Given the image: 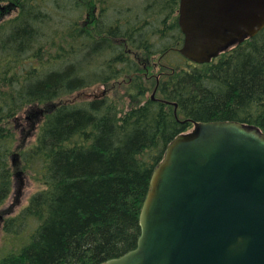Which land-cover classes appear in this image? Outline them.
Returning <instances> with one entry per match:
<instances>
[{
  "label": "trees",
  "instance_id": "1",
  "mask_svg": "<svg viewBox=\"0 0 264 264\" xmlns=\"http://www.w3.org/2000/svg\"><path fill=\"white\" fill-rule=\"evenodd\" d=\"M3 3L1 12L19 9V14L0 26V208L16 180V147L23 173L44 187L6 221L8 232L23 234L28 242L1 254L0 264H104L121 257L137 247L154 169L168 144L193 121H237L264 132V30L211 63L176 67L160 81L155 100L135 83L122 105L109 97L76 102L68 97L125 73L116 67L123 61L121 38L149 52L159 28L146 30V19L119 24L117 15L110 24L102 19L81 25L86 10L81 0ZM100 3L104 12L126 17L121 0ZM174 27L179 46L178 22ZM96 56L107 58L103 70L86 73L85 67L95 68ZM29 108L28 134H38L24 148L17 144L18 122ZM41 109L44 115L34 118Z\"/></svg>",
  "mask_w": 264,
  "mask_h": 264
},
{
  "label": "water",
  "instance_id": "2",
  "mask_svg": "<svg viewBox=\"0 0 264 264\" xmlns=\"http://www.w3.org/2000/svg\"><path fill=\"white\" fill-rule=\"evenodd\" d=\"M179 26L180 53L210 63L264 30V0H180ZM193 123L152 173L137 247L104 264H264V132L237 121Z\"/></svg>",
  "mask_w": 264,
  "mask_h": 264
},
{
  "label": "rangeland",
  "instance_id": "3",
  "mask_svg": "<svg viewBox=\"0 0 264 264\" xmlns=\"http://www.w3.org/2000/svg\"><path fill=\"white\" fill-rule=\"evenodd\" d=\"M81 1H83V3L86 5V10H85V13L83 15V19L80 22L81 25L92 24L93 26H95L94 23L96 21L102 22V19H104L107 23L110 24L112 22L111 21L112 17H114V19H116L115 17L119 16L120 18L116 19L117 21L118 20L121 21V22H119V24H128L127 22H130V21H131V23H135V20H137V22H139V21H143L146 19L149 21V22L146 21V25L148 27L146 30H148L149 32L152 30V28H159V30H160L159 33L157 32L154 34V39L151 42L152 43L151 44L152 50L149 52H147V50H145V49H141L140 47L135 46L132 42H131V44H130V42L128 43L129 44L128 49L132 50L133 53L128 54V56L126 58L127 59L126 62H122V64H116V67L118 69L124 70L127 73V74L123 73L118 78L119 82H124V83L121 87L113 89L112 91H110V95L108 96L109 97L108 99H115L118 102L120 101V105H122V102L125 101L126 98H124L122 101H121V98L124 95H126V90L132 89L130 82H132L133 80L136 81L137 78L139 79V81L135 82L137 85L139 84L141 87L144 86V87L148 88V92L146 93V97L147 98L148 97H152V98L156 97V94H154V87H156V85H158V83H159L158 82L159 80L157 79L160 75L159 73H161L162 71L165 72L164 70H166L165 69L166 67H168V69L166 71L169 73L172 72L171 68L175 69L176 67H188V65H189L188 61H186V59H184L177 52H175V51L174 52L173 51L167 52V50L160 52V49L161 48L163 49L164 46H165V48H168V49L175 47V46H176L175 48L180 47V46L176 45V41H178L179 39L177 40V37H178L177 31H176L175 27L173 28V26L175 25V22H176V18L178 17V10H179L178 2H179V0H155V1L154 0H121V2L123 4L125 16H126V17L122 16L123 18L121 17L119 12H117L119 14H116L115 10H112V9L107 11L109 13L104 12L103 8L105 7V4L99 3L100 0H81ZM133 4H135V5H133ZM5 5H6V3H3L0 5V26H4V25L6 26L10 21L16 19L18 14H19V9L13 11L12 13L11 12L10 13L1 12V10H4L1 7L5 6ZM129 8L132 9V12H130V13H128V11H127ZM70 17L71 16L67 15L66 20H68ZM162 24H165V25L161 26ZM129 26H133V25H129ZM128 27H124V29H126ZM162 27H163V29H162ZM92 29H94V27H92ZM172 29H173L172 33L168 32L169 30H172ZM161 30H164V33H167V34L163 35ZM149 35H150V33H149ZM166 45H167V47H166ZM153 53H155V54H153ZM136 54H138V55H136ZM139 60L141 62H139ZM106 62H107L106 57L100 58L99 56H96L95 61H94L95 68L87 66L84 68V70L86 73H91L93 70H94V74L98 73V72L102 71V69H103L102 66ZM131 64L133 66L136 65L137 68L130 70L129 67ZM124 66H125V68H124ZM136 71H139V73L138 72L135 73ZM125 75L127 76V78H129L128 82L123 80ZM163 78H161L160 80H162ZM99 82L93 83L91 86L82 90L80 93H78V94L76 93V94H74L68 98H70V100H72V101L76 100V102H82V101H86V100L87 101L94 100L97 97L96 96L97 93H101V92L109 89V87L102 85V84H99ZM109 86H111V85H109ZM76 97H78V99H76ZM97 100H100V99H97ZM127 103H129V100H127L126 104ZM30 110H31V108L24 110L22 112L21 119L18 122L19 124H21V126L17 131V133H18L17 137L19 139L17 144L22 145L24 148L33 145L36 142V136L38 134V130H36L37 132L34 131L30 135L28 134L30 131V121H27L26 117H27L28 111H30ZM14 126L15 127L17 126V122L14 124ZM26 133L29 135L28 139L24 138L23 134H26ZM18 148L19 147L14 148L12 158H13L14 154H18L17 158L19 160L20 159V157H19L20 149H18ZM19 169H20V171L24 172L22 164H18L17 166H13V174H14L16 180H15V183H14L10 197L5 202V204L0 208V214L2 211V213H4V215H6V217H5L6 221L13 218V217H16L17 215H19L21 213V211L28 206L31 196L34 195L35 193H37L38 191L42 190L44 187L40 182L36 181L32 177L31 174L23 173L22 174L23 187H22L20 194H17L19 179L17 178L16 174L19 172ZM6 211H8V212H6ZM6 221L0 223V255L1 254L2 255L9 254V252H12L14 250L13 249L14 247L18 248L21 243H24V242L27 243L28 242V238H26L25 235H23V234L22 235L21 234L15 235L14 233L8 232L5 228L6 227Z\"/></svg>",
  "mask_w": 264,
  "mask_h": 264
},
{
  "label": "flooded vegetation",
  "instance_id": "4",
  "mask_svg": "<svg viewBox=\"0 0 264 264\" xmlns=\"http://www.w3.org/2000/svg\"><path fill=\"white\" fill-rule=\"evenodd\" d=\"M178 20H179V12H178V17H177V20H176V22H178ZM180 32H181V30H180ZM156 33V32H155ZM181 41L179 42V48H175V47H172V48H170V49H168L167 50V52L169 51V52H177L178 54H180L179 53V50H180V48H181V46H182V44H183V41H184V36H183V34L181 33ZM128 41V42H127ZM130 41H129V39L128 38H126V37H123V38H121L120 39V41H119V43L123 46V56H122V59H123V61L122 62H126L127 61V56H128V54L129 53H133V51L132 50H130V49H128V43H129ZM130 44H131V42H130ZM173 49V50H172ZM136 55H138V54H136ZM138 61V60H137ZM186 61H188V60H186ZM139 62H141L140 60H139ZM188 63L189 64H192L191 62H189L188 61ZM165 67V66H164ZM166 70L168 69V67H166L165 68ZM148 70V69H147ZM171 70H172V72L171 73H169V72H161V73H159L160 75H159V77L157 78L159 81V83H158V85H156V87H154V93L156 94V92H157V90H158V86H159V84H160V79L162 78V77H165V76H169V75H171L173 72H174V70L175 69H172L171 68ZM165 71V70H164ZM139 73V71H136L135 73ZM134 73V74H135ZM125 74H127L126 72H125ZM165 75V76H164ZM162 76V77H161ZM118 78H119V76H116L114 79H113V77H110L109 78V80H110V82L109 83H107V84H105V83H103V82H99V84H102V85H105V86H107V87H109V89L108 90H106V91H103V92H101V93H97L96 94V98L94 99V100H97V99H105L106 97H108L109 95H110V91H112L113 89H116V88H119V87H121L122 85H123V83L124 82H119V80H118ZM149 78V77H148ZM123 80H125V81H129V78H127V76L125 75V77L123 78ZM117 81V82H116ZM137 81H139V79L137 78L136 79V81L135 80H133L132 82H133V84H132V82H130V84H131V86L133 85V86H135V82H137ZM96 83H98V82H96ZM96 85V84H95ZM109 85H111V86H109ZM151 99L152 100H155L156 98H152L151 97Z\"/></svg>",
  "mask_w": 264,
  "mask_h": 264
},
{
  "label": "bare ground",
  "instance_id": "5",
  "mask_svg": "<svg viewBox=\"0 0 264 264\" xmlns=\"http://www.w3.org/2000/svg\"><path fill=\"white\" fill-rule=\"evenodd\" d=\"M12 1V0H11ZM70 1V0H69ZM155 1V0H154ZM132 2V1H131ZM130 2V3H131ZM147 2V1H146ZM13 3V2H12ZM17 3V2H16ZM100 3V2H99ZM133 5H135V4H133ZM17 6V5H16ZM156 6V5H155ZM134 8V7H133ZM140 8V7H139ZM172 8V7H171ZM153 9V8H152ZM8 10V9H7ZM66 10V9H65ZM100 10V9H99ZM102 10V9H101ZM169 10V9H168ZM59 11V10H58ZM137 11V10H136ZM145 11V10H144ZM141 13V12H140ZM79 14V13H78ZM73 15H74V13H73ZM123 15V14H122ZM166 15V14H165ZM80 16V15H79ZM148 16V15H147ZM54 17H57V16H54ZM59 17V16H58ZM151 17V16H150ZM60 18V17H59ZM116 18V17H115ZM123 18V17H122ZM149 18V17H148ZM165 18V17H164ZM133 19V18H132ZM162 19V18H161ZM175 19V18H174ZM176 20H177V18H176ZM109 21V20H108ZM62 22V21H61ZM74 22H75V20H74ZM111 22V21H110ZM134 22V21H133ZM151 22V21H150ZM169 22V21H168ZM73 23V22H72ZM104 23V22H103ZM112 23V22H111ZM167 24V23H166ZM173 24V23H172ZM91 25V24H90ZM171 25V24H170ZM65 27V26H64ZM100 27V26H99ZM10 31V30H9ZM101 31V30H100ZM63 32V31H62ZM95 32V31H94ZM151 33H152V31H151ZM157 33V32H156ZM182 33V32H181ZM56 34V33H55ZM165 35V34H164ZM58 36V35H57ZM160 36V35H159ZM45 37V36H44ZM89 38V37H88ZM184 39V38H183ZM50 40V39H49ZM58 40V39H57ZM65 41V40H64ZM79 42V41H78ZM84 42V41H83ZM89 42V41H88ZM156 42V41H155ZM166 42V41H165ZM55 43V42H54ZM87 44V43H86ZM129 45V44H128ZM91 46V45H90ZM139 47V46H138ZM166 47H167V45H166ZM172 47V46H171ZM176 47V46H175ZM74 50V49H73ZM87 50V49H86ZM124 50V49H123ZM163 50V49H162ZM173 50V49H172ZM56 51V50H55ZM157 51V50H156ZM160 52H161V50H160ZM153 54H155V53H153ZM45 55V54H44ZM142 55V54H141ZM165 55V54H164ZM52 57V56H51ZM48 58V57H47ZM150 58V57H149ZM64 59V58H63ZM145 59V58H144ZM168 59V58H167ZM47 60V59H46ZM65 60V59H64ZM74 61V60H73ZM171 62V61H170ZM33 63V62H32ZM131 63V62H130ZM182 63V62H181ZM66 64V63H65ZM170 64V63H169ZM32 65V64H31ZM50 65V64H49ZM27 66V65H26ZM126 66V65H125ZM125 66H124V68H125ZM135 66V65H134ZM175 66V65H174ZM151 67V66H150ZM67 69V68H66ZM132 69H134V68H132ZM103 70V69H102ZM177 70V69H176ZM64 71V70H63ZM73 71V70H72ZM122 71H124V70H122ZM155 72V71H154ZM166 72V71H165ZM36 73V72H35ZM110 73V72H109ZM153 73V72H152ZM20 74V73H19ZM62 74V73H61ZM180 74H182V73H180ZM72 75V74H71ZM119 75V74H118ZM117 75V76H118ZM74 76V75H73ZM111 76V75H110ZM184 76V75H183ZM115 78V77H114ZM163 78V77H162ZM165 80V79H164ZM169 81V80H168ZM167 81V82H168ZM117 82V81H116ZM140 83V82H139ZM172 83V82H171ZM132 84H133V82H132ZM65 85V84H64ZM139 85V84H138ZM169 86V85H168ZM143 87V86H142ZM167 88V87H166ZM171 101V100H170ZM112 104V103H111ZM179 106V105H178ZM11 224V223H10ZM35 230V229H34ZM32 233H34V232H32ZM33 235V234H32ZM28 238V237H27Z\"/></svg>",
  "mask_w": 264,
  "mask_h": 264
}]
</instances>
